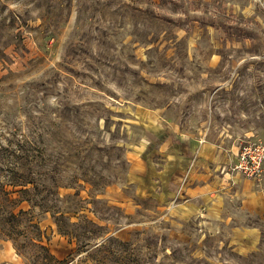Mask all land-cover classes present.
<instances>
[{"label":"rangeland","instance_id":"1","mask_svg":"<svg viewBox=\"0 0 264 264\" xmlns=\"http://www.w3.org/2000/svg\"><path fill=\"white\" fill-rule=\"evenodd\" d=\"M151 127L222 162L264 143V0H0V237L20 264H264V211L208 223L134 197Z\"/></svg>","mask_w":264,"mask_h":264},{"label":"crops","instance_id":"2","mask_svg":"<svg viewBox=\"0 0 264 264\" xmlns=\"http://www.w3.org/2000/svg\"><path fill=\"white\" fill-rule=\"evenodd\" d=\"M201 139L182 130L146 129L132 158L130 183L134 197L166 206L183 219H204L208 223L238 214L262 213L264 195L259 189L253 191L254 177L233 169L239 149L222 162L216 144ZM232 233L234 245L245 248L250 242L248 234L251 239L256 234L255 228L248 225L232 227ZM0 264H20L13 243L2 237Z\"/></svg>","mask_w":264,"mask_h":264},{"label":"built area","instance_id":"3","mask_svg":"<svg viewBox=\"0 0 264 264\" xmlns=\"http://www.w3.org/2000/svg\"><path fill=\"white\" fill-rule=\"evenodd\" d=\"M233 169L257 178L264 172V143L245 142L241 145Z\"/></svg>","mask_w":264,"mask_h":264},{"label":"trees","instance_id":"4","mask_svg":"<svg viewBox=\"0 0 264 264\" xmlns=\"http://www.w3.org/2000/svg\"><path fill=\"white\" fill-rule=\"evenodd\" d=\"M13 185H25V183H23V182H16V183H14ZM21 190H25V188H21V189H19V191H21ZM53 259L55 260V261H57L59 264H66L67 263V261H59L58 259H55L54 257H53Z\"/></svg>","mask_w":264,"mask_h":264}]
</instances>
